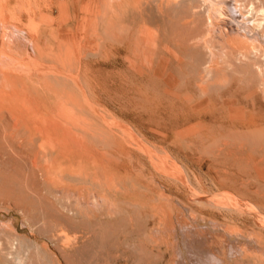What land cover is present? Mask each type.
I'll use <instances>...</instances> for the list:
<instances>
[{"label": "rangeland", "instance_id": "374dc122", "mask_svg": "<svg viewBox=\"0 0 264 264\" xmlns=\"http://www.w3.org/2000/svg\"><path fill=\"white\" fill-rule=\"evenodd\" d=\"M120 1L124 0H117L114 4L124 3ZM135 1H125L127 5L121 6L123 11L113 5L116 10L110 8L104 13L79 10L86 7L85 0H79L76 5L69 0H60L70 10L59 15L55 0L49 3L48 0L38 1V7L44 9L53 3L48 12H37L36 18L33 17L36 28H39L35 37V55L38 54L39 61L36 56L35 59L40 62L37 63L38 71L43 72L38 77L51 81L59 89L63 84L61 79L67 77L64 87L72 92L71 109L75 113L78 111L77 117L96 129L93 134H97L98 139L91 136L92 133L77 132L87 142L91 140L92 146L91 142L97 141L99 144L93 147L111 155L117 164V180H125L115 181L123 187L117 189L114 184L111 191L110 188L98 191L93 183H87L92 190L87 189L89 192L85 197L89 204L82 208L72 202L73 196L67 200L63 193L44 184L40 176L30 180L33 183L30 186L39 196L30 190L28 196L23 193L22 196L20 193L27 189L19 187L24 190L20 192L17 179L11 178L4 167H8V162H1L5 164L2 167L5 172L7 170V179L1 165L0 172L12 185L8 183L9 190H4L15 197L16 185L20 194L18 198L24 201L22 204L11 198L13 202L7 198L8 195L12 197L10 194L6 197L0 194L8 199L4 204V198L0 197V221L9 225V236L16 233L20 242L22 239L20 251L23 259L20 264H199L196 258H202L203 264H264V73L261 75L256 69L261 61L251 59L256 63L243 60L245 63H242L232 57L229 63L234 64L227 69L225 80L202 77L207 71V61L203 62L208 60V55L204 54V43L199 40L206 32V27L199 21V14L205 19L201 9L197 12L199 19H194L199 23L194 27L191 23L196 13L193 15L195 11L186 4L184 9L190 8L191 13L174 3V6L159 7L158 12L157 1ZM89 2L90 6L93 2ZM170 6L176 10L169 9ZM92 8L95 7L92 5ZM28 20L29 16L23 13L20 29L26 34ZM9 21L3 25L6 33L12 29ZM177 22L180 24L176 25ZM199 24L201 28L197 27ZM194 38H198V46ZM70 79L75 83L80 81L76 83L77 88H73L76 85ZM85 81L88 84L84 85ZM95 107V113L100 116L94 114L100 120L91 114ZM82 113L84 117L80 115ZM93 117L105 125L98 127ZM103 141H110L112 146L114 142L115 148L106 142L103 145ZM111 147L115 149L114 153L110 152ZM143 150L147 152L144 154ZM130 164L134 174V168L142 169H135L134 176ZM143 171L147 177L141 173ZM137 173L140 174L138 181ZM142 178L151 186L141 181ZM37 179L41 181L37 182ZM134 181L136 187L137 184L141 186H134V189ZM1 185L6 186V183ZM10 187L16 190L10 191ZM105 192L108 194L104 199L102 197L106 195L101 194ZM59 194L68 201L66 206L63 199L57 197ZM94 195L99 201L97 204L93 202ZM73 204L77 207H72ZM1 237L0 262L14 264L8 258L11 254L7 253V236Z\"/></svg>", "mask_w": 264, "mask_h": 264}, {"label": "bare ground", "instance_id": "6f19581e", "mask_svg": "<svg viewBox=\"0 0 264 264\" xmlns=\"http://www.w3.org/2000/svg\"><path fill=\"white\" fill-rule=\"evenodd\" d=\"M38 1L40 2L41 0H0V165L2 167L5 164H7L6 162H8V167L6 165L4 167L8 169V173L11 176V178L17 179V182H16V180L15 181L13 180V182L14 183L16 182V185H18V188L22 187L23 189H27L25 192L24 190H21L19 188L20 192L21 191L25 192V193L21 192L20 193L21 195L23 193L24 196H28L29 192L27 193V191H29V190L34 194L36 192V190L34 191L32 189V186H30V184L33 185V183H31L30 180L33 178L36 179L40 176L42 178L44 184H46L48 186H52V188H54L55 191H57V192L63 193L66 196V198H68L67 200L70 199V196H73L74 200L72 199V202L75 201L74 204H78L79 206H82V208L83 207L85 208L89 204V203H87L88 198L86 199L85 193L92 190V189H89L90 187L87 185V183H90V184L93 183V186H95V189H98V191H100L99 189H102V188L106 189V191L110 188L109 191H111V187L114 184H116L115 181L116 182H119V181L124 182L125 179L122 180L119 178L120 180L119 181L117 180V178L119 177V176L117 177V167H116L117 164L115 165V163H114L115 161H113V159L110 157L111 155L109 156L106 153H104L103 151L93 147L94 145H96L97 141H95L96 143L91 142L94 144L92 146L89 143L91 140L89 142H87V140L84 139L85 137L83 138V136L80 135V134H82L80 132L86 133L88 135H89V133L93 134V131H95L96 129L94 127H93L94 129H92V126H90L91 124L88 123V121H85L84 119L77 117L76 113L78 111L75 113L72 110L73 108L71 109L72 106L70 104H71L72 98H71L70 93H72V92L69 93V91L66 89V87H64L65 86L64 83L66 82L67 77L61 79L63 84H62L60 89L57 88L54 85V83L52 84L51 81H48L45 78L38 77V75L40 73L38 71V68H39L38 64L40 62H36L37 59H35V56H36V58H38V56H37L38 54L35 55L36 54V44H35L36 38L35 37H36L37 30L39 28L38 29L36 28V23L33 21V17L37 12H39V14H43L42 11H47V9H50L51 6H53L52 5L53 3H50L48 5V7H46L45 9L42 7L43 8L42 9L41 6L38 7V5H37ZM45 1H47V0H44V2ZM50 1L53 2L54 0H48V3ZM69 1H71V3L73 2V4L76 5L75 3L78 2L79 0H69ZM89 1L93 2L90 4L91 7L87 3ZM95 1L96 0H85L86 7H80V8L77 6H74V7H75V9L79 8V10H83V11L85 10V11L95 12L96 10L97 11L99 10V11H103L105 13L108 10H111L110 8L116 10V8L119 7L121 9L122 8L121 6L124 5L125 1H128V0L120 1V2H124V3L123 4L118 3L119 6H117V4H114L117 0H97L98 3H95ZM129 1L132 3L135 0L134 1L129 0ZM155 1H157V4H158V7L156 8L157 11H158L159 7H163V6L168 7L167 6L168 4L169 5L172 4L171 6H174V4H175V6H178L180 9L183 8V10H185V9L188 10L187 7H185V9L183 7L186 4V6L191 7V9L195 11L194 13H192L193 15L196 13L194 18L192 16L193 21L191 24L194 26L195 24H198L199 21L201 20L203 27H206V30H205L206 32L204 33V36H202L203 33L201 34V37L198 35L200 37L199 40H202V42L204 43V46H202V47H204L206 49V50L203 49V52L205 51L204 54L208 55L207 56L208 60H205L203 62V63H206V61H207V65L205 67V70H207L205 72V74L206 73L207 74L205 76V74L203 73L201 75L202 77H203V75H204V77L209 76V77H212L213 79H215L217 81L222 82V80H225L224 77H226L225 76L226 71H229L231 69V64H234V63H231V64L229 63L230 62L229 59L232 57L234 60L236 58L239 62L242 60L252 62L251 59H255V60L259 59L261 62H260V64H258L256 66L257 67L256 69H258V71L261 75L264 73V0H153V2H155ZM181 2H183L184 5L182 3V6H181ZM194 2H196L195 3L196 5L194 4ZM198 2H199V5H197ZM57 3H59V4L57 5ZM54 4L56 5L55 9L57 11L56 12L57 15L62 14L65 11L70 10L69 9L70 7L67 6L66 3L63 5L62 2H60V0H55ZM157 4H155V5L157 6ZM92 5L95 7L94 9L92 8ZM113 5L116 6V8ZM126 5H127V3L125 4V6ZM134 5L136 6V4H134ZM134 5L133 6L130 5V6L135 7ZM150 5L152 6V4H150ZM171 6L169 7V9L171 8L172 10H174V9L176 10L175 7L173 8ZM179 8H177V10ZM123 9L124 8H122L121 10L123 11ZM196 9H197V11H196ZM198 9H201V12L203 13V16L205 17L204 20L202 19V14L198 13L201 16V18L199 19V15L197 14ZM183 10H181V11H183ZM126 11H127V9H126ZM126 11H124V12H126ZM161 11H162V9H161ZM188 11L190 12V8ZM113 12L116 14V11H113ZM23 13H25V15L27 14L29 16V20H28L27 24L26 25L24 24L27 28L26 29L27 34L20 29L21 28V18H22ZM118 13H119V11H118ZM181 15H183V14H181ZM197 15H198V17H197ZM247 15H249V17H246ZM34 18H36V17H34ZM8 19L11 21L12 29L10 30V28L8 27L9 28L8 31L9 30L10 31H9V33H6L5 30H3L4 29L3 25ZM100 19H101V17H100ZM192 19H190V22ZM194 19H197V20L199 19V21L194 20ZM9 22H8V24H9ZM187 22H189V21H187ZM178 23L179 22H177L176 25H178ZM51 24H53V23H51ZM181 25H182V23H181ZM202 25L199 24V26H197V27H200ZM194 27H196V26H194ZM5 29H6V27H5ZM153 33L155 34L154 31H153ZM153 37H155V36H153ZM194 39L195 40H193V41L195 43V41L197 39L196 38H194ZM25 41H26V44L24 43ZM37 43H39V42H37ZM196 44L198 46L199 43H197V41H196ZM27 48H29L30 51ZM207 57L205 56L204 59H207ZM190 60H191V58H190ZM255 60H253V62H255ZM37 61H39V58ZM243 61H242V63H245ZM232 62H233V60H232ZM44 64L45 63H43V66H44ZM200 66L203 67V65H200ZM54 67L55 66H53V68ZM56 68L57 67H55V69ZM228 68H229V70H227ZM200 69H204V68H200ZM77 71H78V69H77ZM252 71H253V69H252ZM41 73H43V72H41ZM68 73L72 75L71 71L70 72L68 71ZM52 75H54V74H52ZM57 75H58V73H57ZM67 76H70V75H67ZM74 76L75 75H73V77ZM74 78H79V77L75 76ZM74 80L76 81L78 79H74ZM83 80H81V81H83ZM71 81H72V84L75 83V82H73V80H71ZM259 81H261L259 83L262 84V80L259 79ZM53 82H54V80H53ZM77 82H80V81H77ZM59 83L61 84V82H59ZM76 83L74 84V85H76V87L73 86V88H77L78 83L77 84ZM85 83H87V82L86 81L83 82L84 85H86ZM223 83H224V81H223ZM263 83H264V81H263ZM72 84L69 86H72ZM97 84H99V83H97ZM91 85L89 84V87H91ZM81 86L83 87L82 84H81ZM82 87L80 89H82ZM262 87H264V86H262ZM86 88H88V85ZM98 89H100V86ZM220 89H222V88H220ZM84 91H86V90H84ZM207 92H209V91H207ZM76 94L79 95V93H76ZM95 94H96V92H95ZM73 97H75V96H73ZM91 97H93V96L91 95ZM90 99H92V98H90ZM93 99H95V97ZM82 100H84V99H82ZM92 100H90V101L92 102ZM93 102L96 103L97 101L95 102V100H93ZM76 103L78 104V102H76ZM97 104H99V102ZM97 104H95V105H97ZM85 105H86V107H88L87 104H85ZM88 109H90V108H88ZM98 109H100V108H98ZM145 109H147V108H145ZM92 110H94V111H92V113H91V110H90L91 114H93V115L98 114V113H95V111L97 110L96 107H95V109H92ZM130 110H132V109H130ZM101 112H102V110H101ZM90 113H89V115H91ZM182 113H183V111H182ZM80 115H83V117H84L83 113ZM86 116H87V114H86ZM101 116L103 117V115H101ZM95 118L99 119L96 115H95ZM95 118L93 119V121L96 120V123L95 122L94 123L98 124V127H99V125H100V127L105 125V123H104V125H103V123H101L102 124L101 125L100 121H98ZM109 119L110 118H107V120H109ZM103 122H105V121H103ZM107 122H109V121H107ZM130 124H132V123H130ZM132 125H134V124H132ZM106 127H108V125ZM128 129H129V127H128ZM77 130L79 131L80 134L77 132ZM111 130L112 129H110V131ZM96 132L99 133V130H97ZM104 133L105 132H103V134ZM107 133H109V131ZM103 134L102 135L99 134V135L103 137ZM95 135H97V134H93L91 136H93L94 138L96 137L98 139V135L97 136H95ZM106 135H109V134H106ZM116 135L117 134H115V136ZM90 138L92 139V137H90ZM103 138H105V137H103ZM107 139H108V136H107ZM100 140H102V139H100ZM92 141H94V140L92 139ZM104 142L107 143V141H103V145H104ZM116 142H117V140L115 141V143ZM108 143H109V146H112V145H110V143H111L110 141ZM115 143L114 142L112 143L114 148L116 145ZM120 143H119V145H120ZM98 144L99 143H97V145ZM117 146H118V144H117ZM100 147H102V146H99V148ZM112 147H111V150H112ZM114 150H112L110 152L114 153ZM144 152H147V150H143V153ZM109 154H111V153H109ZM115 156H116V154H115ZM132 156L134 158V155H132ZM148 156H150V154H148ZM142 158H144V157H142ZM127 159H129V158L127 157ZM115 160H117V159H115ZM1 162H5V164L4 163L1 164ZM127 164H126V166H129V164L128 165ZM133 166H136V165H133ZM130 167H131V172H132V164H130ZM144 167H145V165H144ZM138 168L142 169L140 167L134 168L135 174H134V172H132L134 174V176L136 175ZM145 168L147 169V167H145ZM126 169H127V167H126ZM0 170H1V168H0ZM2 171H3V173H6L5 179H7V174H8L7 170L5 172V170H3V167H2ZM129 171H130V169H129ZM144 171L141 173H143L144 176H146L145 175L146 172H144ZM127 173H130V172H127ZM5 175L4 174L2 175V173L0 172V178H2V176H3V178H2L3 181L1 180L2 182H0V194L3 193L2 195H4L5 197L8 194H10V196H12V194L10 192H7L9 190V188H7V184L10 181L8 182V180L4 179ZM139 175L140 174H138L136 176V179H137V177H139ZM134 176H131V178ZM11 178H9V180H12ZM133 179H131V180H133ZM139 179H137V181ZM4 180L6 182H4ZM127 180H129V179H127ZM40 181H38V179H37V182H40ZM141 181H144L145 184L148 183V181L143 180V178ZM127 182L129 183L130 180ZM2 183H4V184L6 183V186L1 185ZM133 183H134V185H133V188H134L135 181ZM140 183H142V182H140ZM118 184L119 183L116 184L117 189H118V186L120 185V184L119 185ZM16 185H14L17 189V191H15V194L17 193L15 195V197H14V195L12 197H9V195H8L7 198L8 199L10 198L9 200H12L15 198V200L18 203L23 204L24 201L22 200V202H21V200L19 199L20 198V194L18 195L19 189L17 188ZM97 185L100 188H98ZM129 185H130V183H129ZM147 185H150V183H148ZM38 186H40V183ZM124 186L126 187L125 184H124ZM140 186H138V184H137V187L136 186L135 187L138 188ZM91 187H92V185H91ZM119 187H123V185L119 186ZM127 187H129V186L127 185ZM4 188L7 189V191H5ZM29 188H31L32 190ZM33 188H34V186H33ZM133 188L131 187V189H133ZM14 189H11V187H10V191L14 190ZM87 189H89V191ZM148 189H149V187H148ZM1 190L2 191L4 190L5 192H1ZM128 190L130 191V189H128ZM143 190H144V188H143ZM112 191H113V189H112ZM124 191H126V190H124ZM124 191H122V192H124ZM136 191L140 192V189H137ZM53 192H54V190H53ZM92 192L94 193V191H92ZM102 192H100V193H102ZM118 192H120V190ZM146 192H150V191H146ZM36 193H37L36 195L38 197L39 193L38 192H36ZM48 193H50V192L48 191ZM96 193H98V192H96ZM100 193H98V194H100ZM142 193H143V191H142ZM144 193H145V191H144ZM106 194H108V193L105 192V194L104 195L101 194V196H105ZM110 194H111V192L109 193V195ZM117 194H120V193H117ZM2 195H0V197ZM53 195H56V194L53 193ZM53 195H52V197H53ZM88 195H90V193H88ZM113 195H115V193ZM59 196H60V194L57 197L59 199H61V201H62V199L64 201L65 198H61ZM33 197L35 198L34 195H33ZM90 198L91 197H89V199ZM102 198H104V199L107 198V195L105 197H102ZM5 199L6 198L3 199V202ZM8 199H6L7 200L6 202H8ZM23 199H24V197H23ZM92 199H94L93 202H95L96 204L99 202L97 200V198H95V195H94V197H92ZM113 199H114V197H113ZM113 199H112V202H113ZM146 199L141 200V202L142 201L145 202ZM19 200H20V202H19ZM67 200L64 201L65 206H66V202L68 203ZM102 201H104V200H102ZM108 201L109 200H107V202ZM123 202L125 204H127L128 201H126V202L123 201ZM110 203H111V200H110ZM120 203H122V202H120ZM133 203H135V202H133ZM4 204H5V202H4ZM4 204H1V205H4ZM74 204L72 205V207L74 206ZM128 204H132V203L128 202ZM134 205H136V204H134ZM140 205H142V204H140ZM140 205H138V206L140 207ZM16 206H18V205H16ZM20 206H21V204H20ZM75 207H77V206H74V208ZM156 210H158V209H156ZM114 215H117V214H114ZM163 219H165L164 216H163ZM8 226L9 225H7V223L0 221V250L3 249V242H2L1 235L7 236L6 242L8 243V247L10 250L6 247L5 248L8 249L7 253L11 254V256H8L7 253L5 255L8 256V258L10 257V259L15 262L14 264H16V263L20 264L21 259H23L22 258L23 256L21 255V251H22L21 248L22 247L20 248V244H22L21 243L22 239L20 242V240H19L20 236L16 233H14L12 235L10 234L11 236H9L7 233V232H9ZM178 232H179L178 230H175V233L177 235H179ZM185 242L186 241H184V243ZM24 243H25V241H24ZM11 249H14V250L12 251ZM4 251H6V250H4ZM22 254H23V252H22ZM10 259L8 261H10ZM196 259H197L198 263L200 262L199 264L204 263L201 260L202 258L201 259L196 258ZM12 261H10V262L13 263ZM0 264H2V263L0 262Z\"/></svg>", "mask_w": 264, "mask_h": 264}]
</instances>
